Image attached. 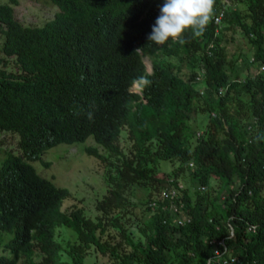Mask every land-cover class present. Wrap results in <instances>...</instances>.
<instances>
[{"label":"trees","instance_id":"trees-1","mask_svg":"<svg viewBox=\"0 0 264 264\" xmlns=\"http://www.w3.org/2000/svg\"><path fill=\"white\" fill-rule=\"evenodd\" d=\"M49 1L57 9L40 25L14 17L17 0L0 1V131L15 132L20 148L6 150L0 160V229L11 233L9 254H0V264H16L34 248L40 256L29 264H84L89 248L110 264H205L214 246L209 240L221 238L228 264H264V141L258 133L248 140L245 128L251 114L257 129L264 128V69L240 76L264 60V0H242L244 9L230 0L219 23L212 19L203 35L189 30L184 43L164 45L147 39L163 0ZM223 3L215 0L213 14ZM237 26L252 48V61L227 55L221 43L225 30ZM143 55L150 59L149 71ZM159 55L187 58L193 67L181 74ZM142 77L151 83L131 90ZM219 85L225 86L220 94ZM123 130L128 153L118 142ZM88 135L94 142L85 151L116 170L93 216L76 204L62 207L69 190L38 174L30 162L58 142ZM159 160L178 163L179 172L187 169L189 185L179 194L191 214L188 222H173L171 210L160 208L158 190L169 176L154 174ZM172 176L179 178L176 171ZM212 176L220 185L217 200L207 196ZM130 183L147 188L138 241L121 219L130 217L125 211L137 218L123 193ZM247 222L256 224L253 231L245 230ZM59 225L73 234L64 246L54 237ZM110 227L117 229V239Z\"/></svg>","mask_w":264,"mask_h":264},{"label":"rangeland","instance_id":"rangeland-1","mask_svg":"<svg viewBox=\"0 0 264 264\" xmlns=\"http://www.w3.org/2000/svg\"><path fill=\"white\" fill-rule=\"evenodd\" d=\"M232 5L233 7L244 9V3L242 0H235L232 2ZM12 7L14 17L17 20L23 24L31 25L42 24L45 20L51 18L57 9V7L49 0H17L16 3H12ZM2 28L3 27L0 25V56L3 54L1 50L3 39ZM221 38V43L224 44L227 55H235L237 57L246 56L245 58H249L251 56L252 48L246 41L245 36L238 26L235 30H225ZM157 58L163 62H173L176 67H178L181 74L186 75L193 67V62L189 61L187 58L178 59L176 56L166 55H159ZM142 59L146 69L149 71L151 68L149 57L147 55H143ZM10 67H12L11 62L6 66V68ZM252 67V64L246 66L242 71L243 75L240 76L249 74ZM130 88L138 90V84L133 82ZM124 133L125 131L123 130L120 134L118 142L123 151L128 153L130 141ZM17 138L18 136L15 132L6 130L0 131V160L5 155L6 150H10L15 153L20 151ZM93 142L94 141L91 135H88L82 141L73 143L58 142L40 152L36 159L30 160L38 174L50 179L56 185L65 186L69 190V195L62 200V207L68 208L70 204H76L83 207L84 213L89 216H93L97 212L94 207L96 199L106 193L108 186L111 185L108 176H116L114 165L107 161L100 160L85 151V145L92 144ZM99 150L102 151L101 148H99ZM177 165L178 163L176 162L159 160L155 166L154 174L157 176L164 174L166 176H172L176 171L177 176L182 179L184 184L189 185L187 169L184 168L182 172H179ZM230 183L235 184L236 182L232 181L229 182V184ZM226 186L227 183L222 185V189ZM219 187L220 185L218 179L213 176L210 177L206 190L208 198L212 200L216 199L217 189ZM191 189L192 187L189 186V191ZM262 192H264V189ZM123 193L130 202L134 203L131 208L137 214V218H134L131 212L125 211L124 214L129 215L130 217L125 219L122 216L121 219L126 221L132 238L136 241L142 240L143 234L138 229V226L141 224L139 217H146L147 214L146 209H144L145 200L147 198V188H144L136 183H130L125 185ZM110 228L115 235V239H117V229L113 227ZM10 235L11 233L0 229V254H9V250L5 244ZM54 237L64 246L66 240L72 239L73 234L68 227L59 225L55 227ZM39 256L40 251L37 248H34L29 255L21 253L16 261V264H29V258L35 260L39 258ZM61 257L68 258L63 250H61ZM84 264L110 263L107 258L89 248L84 257Z\"/></svg>","mask_w":264,"mask_h":264},{"label":"built area","instance_id":"built-area-1","mask_svg":"<svg viewBox=\"0 0 264 264\" xmlns=\"http://www.w3.org/2000/svg\"><path fill=\"white\" fill-rule=\"evenodd\" d=\"M228 4H230V0H224V3L221 6H219L217 10L215 11V13L213 14L212 19L215 24L219 23L224 13V10ZM215 32H217V27H215ZM252 60H253V57L250 56L249 61H252ZM263 69H264V60H259L257 66H255L254 69L251 70V72L248 75L253 76L254 74H256L257 72ZM203 76H204V69H203V66L199 64L197 67L196 78L198 80H201ZM243 77H239L238 79L242 80ZM202 88L203 87L201 85L199 87L200 92H202ZM224 89H225V86L219 85L217 88V92L220 94L223 92ZM211 113L214 114L213 112ZM256 124H257V118L255 115L251 114L249 116V122L245 124L246 131H248V135H250L248 137V140L252 136H255L256 133H258L259 134L258 136L260 137L261 141H264V128L258 130L256 127L257 126ZM196 134H201V129H198L196 131ZM262 154H263V160H264V150ZM188 165H193V160H189ZM166 179H167L166 184H164L163 186L159 188L158 194H157L158 198L164 201L160 205V208H163V209L167 208L171 210V214H172L171 221L173 222L183 224L185 222L190 221L191 214L185 208V202L180 197V194H179L180 189L184 187V183L181 181V179L175 178V177L173 178V176L172 177L169 176ZM198 187L202 189L204 188V185L201 184ZM220 198H223V194H221ZM149 202L152 206L157 205L156 200H151ZM226 225H227V230H228V236H230L233 232L232 225L229 221L226 222ZM255 227H256L255 223L247 222L245 225V230L253 231ZM209 242L214 243V246L212 247L208 258L206 259L205 264H208L210 262H213L215 264H228L229 261L227 257L223 255L226 249V244L224 240L222 238L217 239V240L210 239ZM231 259L235 261L238 260V258H236L235 256H233V258Z\"/></svg>","mask_w":264,"mask_h":264},{"label":"clouds","instance_id":"clouds-1","mask_svg":"<svg viewBox=\"0 0 264 264\" xmlns=\"http://www.w3.org/2000/svg\"><path fill=\"white\" fill-rule=\"evenodd\" d=\"M214 7L215 0H163L147 39L155 45H164L169 40L184 43L181 37L189 30L199 37L212 21ZM134 82L138 84V90H134L137 92H140V84L148 86L151 83L143 77ZM87 118L91 120L93 113L88 112Z\"/></svg>","mask_w":264,"mask_h":264},{"label":"crops","instance_id":"crops-1","mask_svg":"<svg viewBox=\"0 0 264 264\" xmlns=\"http://www.w3.org/2000/svg\"><path fill=\"white\" fill-rule=\"evenodd\" d=\"M253 67L250 69V70H253L254 69V65H252Z\"/></svg>","mask_w":264,"mask_h":264}]
</instances>
